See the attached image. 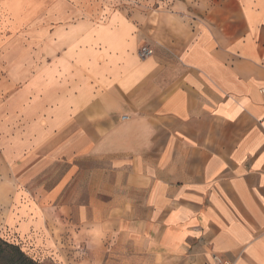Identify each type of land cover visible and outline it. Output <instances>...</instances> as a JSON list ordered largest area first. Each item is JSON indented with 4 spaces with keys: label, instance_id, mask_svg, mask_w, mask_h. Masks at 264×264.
Instances as JSON below:
<instances>
[{
    "label": "crops",
    "instance_id": "0c3cea01",
    "mask_svg": "<svg viewBox=\"0 0 264 264\" xmlns=\"http://www.w3.org/2000/svg\"><path fill=\"white\" fill-rule=\"evenodd\" d=\"M98 15L46 66L4 59L0 236L54 264H264V0Z\"/></svg>",
    "mask_w": 264,
    "mask_h": 264
},
{
    "label": "rangeland",
    "instance_id": "374dc122",
    "mask_svg": "<svg viewBox=\"0 0 264 264\" xmlns=\"http://www.w3.org/2000/svg\"><path fill=\"white\" fill-rule=\"evenodd\" d=\"M173 1L0 0V110L3 102L10 101L15 95L13 94L14 88L8 87V83L4 79L3 62L5 58L14 60L19 57L25 62L33 59L39 67L46 66L48 61L58 57L64 51L63 44L54 36L59 28H68L82 21L97 25L100 16L98 12L101 8L121 9L132 16L137 14L155 16L157 13L166 12ZM64 9L67 13L65 19L53 21L51 13H62ZM12 114L13 112L8 113V117H11ZM58 176L60 177V174ZM58 176L57 173L51 175V183L57 182L60 179ZM41 178L46 179L44 176ZM2 227L0 217V234ZM1 238L8 241L9 244L17 245L19 243L4 237ZM20 248L38 264H54L34 255L23 245H20ZM10 252L15 254L13 251ZM0 264L7 263L0 262Z\"/></svg>",
    "mask_w": 264,
    "mask_h": 264
},
{
    "label": "trees",
    "instance_id": "16d2710c",
    "mask_svg": "<svg viewBox=\"0 0 264 264\" xmlns=\"http://www.w3.org/2000/svg\"><path fill=\"white\" fill-rule=\"evenodd\" d=\"M22 245L21 243H18ZM9 244L8 241L0 237V262L7 264H38L30 259L20 245ZM13 251L15 254H12Z\"/></svg>",
    "mask_w": 264,
    "mask_h": 264
},
{
    "label": "built area",
    "instance_id": "2783aa9c",
    "mask_svg": "<svg viewBox=\"0 0 264 264\" xmlns=\"http://www.w3.org/2000/svg\"><path fill=\"white\" fill-rule=\"evenodd\" d=\"M150 53H151V51L148 50L147 48H143V49H142V56L149 55Z\"/></svg>",
    "mask_w": 264,
    "mask_h": 264
}]
</instances>
